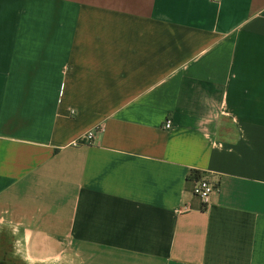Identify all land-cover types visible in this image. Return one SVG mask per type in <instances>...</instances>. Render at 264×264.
Masks as SVG:
<instances>
[{
  "label": "crops",
  "instance_id": "obj_1",
  "mask_svg": "<svg viewBox=\"0 0 264 264\" xmlns=\"http://www.w3.org/2000/svg\"><path fill=\"white\" fill-rule=\"evenodd\" d=\"M8 231L30 264H264V0H0Z\"/></svg>",
  "mask_w": 264,
  "mask_h": 264
},
{
  "label": "built area",
  "instance_id": "obj_2",
  "mask_svg": "<svg viewBox=\"0 0 264 264\" xmlns=\"http://www.w3.org/2000/svg\"><path fill=\"white\" fill-rule=\"evenodd\" d=\"M172 126V122L170 120L166 121L165 128L169 129ZM94 137V132H89L85 135L84 141L86 140H92ZM80 142H77L76 144H80ZM193 177V176H192ZM194 181V187L193 191L194 194L198 197H200L203 200V203L205 206H208L215 200V192L217 191L216 185L209 181L208 179L199 177L195 178L193 177Z\"/></svg>",
  "mask_w": 264,
  "mask_h": 264
},
{
  "label": "rangeland",
  "instance_id": "obj_3",
  "mask_svg": "<svg viewBox=\"0 0 264 264\" xmlns=\"http://www.w3.org/2000/svg\"><path fill=\"white\" fill-rule=\"evenodd\" d=\"M3 238L4 239L0 241V264H30L21 260V258L15 254L16 246L12 233L10 231H8L7 235H5ZM43 264H47V263H43ZM49 264H53V263H49ZM56 264H62V263L60 262Z\"/></svg>",
  "mask_w": 264,
  "mask_h": 264
},
{
  "label": "trees",
  "instance_id": "obj_4",
  "mask_svg": "<svg viewBox=\"0 0 264 264\" xmlns=\"http://www.w3.org/2000/svg\"><path fill=\"white\" fill-rule=\"evenodd\" d=\"M191 176H193V177H195V178H199V177H201V172L200 171H192L191 172V174H190Z\"/></svg>",
  "mask_w": 264,
  "mask_h": 264
}]
</instances>
